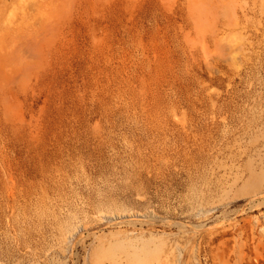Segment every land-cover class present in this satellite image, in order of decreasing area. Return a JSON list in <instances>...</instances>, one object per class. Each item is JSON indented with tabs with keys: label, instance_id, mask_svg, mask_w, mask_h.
Segmentation results:
<instances>
[{
	"label": "rangeland",
	"instance_id": "obj_1",
	"mask_svg": "<svg viewBox=\"0 0 264 264\" xmlns=\"http://www.w3.org/2000/svg\"><path fill=\"white\" fill-rule=\"evenodd\" d=\"M0 264H264V0H0Z\"/></svg>",
	"mask_w": 264,
	"mask_h": 264
}]
</instances>
